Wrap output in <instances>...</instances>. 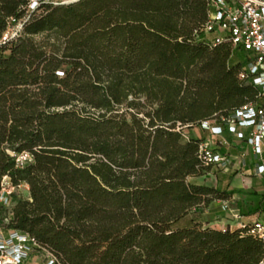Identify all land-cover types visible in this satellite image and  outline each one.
Returning a JSON list of instances; mask_svg holds the SVG:
<instances>
[{"label":"trees","instance_id":"16d2710c","mask_svg":"<svg viewBox=\"0 0 264 264\" xmlns=\"http://www.w3.org/2000/svg\"><path fill=\"white\" fill-rule=\"evenodd\" d=\"M32 1L0 0V185L31 198L9 227L62 264H259L261 239L202 221L234 192L185 138L258 95L249 53L205 32L212 0Z\"/></svg>","mask_w":264,"mask_h":264},{"label":"built area","instance_id":"2783aa9c","mask_svg":"<svg viewBox=\"0 0 264 264\" xmlns=\"http://www.w3.org/2000/svg\"><path fill=\"white\" fill-rule=\"evenodd\" d=\"M81 0H52L54 4H72ZM209 19L205 32L216 34L214 44L230 41L234 48H243L249 53L246 69L239 74L242 83L252 85L258 90L257 99L245 104L229 116L217 117L203 122L199 127L208 132L209 137L199 144L198 157L207 167L221 170L229 169L231 160L217 150L222 137L228 131L236 139L245 141L252 153L261 159L255 165L256 176H264V0H212ZM37 1H32L30 10H35ZM5 34L3 40L12 39L22 29L19 24ZM11 31V32H10ZM180 130V129H179ZM189 133L185 135L188 140ZM18 168L33 161L28 152L13 154ZM245 161L243 165L245 166ZM30 198V186L23 182L14 185L5 177L0 185V264H62L60 259L29 234L21 233L9 227L14 216L13 195ZM223 211L231 225L214 229L245 230L247 235L264 242V220L244 221L241 212L229 202H223ZM259 264H264V258Z\"/></svg>","mask_w":264,"mask_h":264},{"label":"crops","instance_id":"0c3cea01","mask_svg":"<svg viewBox=\"0 0 264 264\" xmlns=\"http://www.w3.org/2000/svg\"><path fill=\"white\" fill-rule=\"evenodd\" d=\"M193 136H204L207 139L210 135L208 132L200 131L196 128L188 131ZM221 143L217 146V150L223 155H226L232 162L229 169L221 170L213 168L212 175L219 176L221 186L217 187L222 191L234 192L233 196L226 200H215L209 204L208 207H204L202 221L210 227L218 225L219 227H225L231 225L235 228L234 221L227 219L226 213L223 211V202H229L233 208L238 209L244 221L250 222L254 219L264 220V214L251 213L260 206L261 199L264 195V176L255 175V165L261 162V159L256 157L251 149L247 146L245 141H240L236 137L225 132L222 137ZM245 161V166L243 165ZM264 161V158H263ZM254 180L257 182L255 183ZM242 182L244 185H249L250 191H239L238 184ZM250 203V205H249ZM252 203V204H251ZM264 205V201H263Z\"/></svg>","mask_w":264,"mask_h":264},{"label":"rangeland","instance_id":"374dc122","mask_svg":"<svg viewBox=\"0 0 264 264\" xmlns=\"http://www.w3.org/2000/svg\"><path fill=\"white\" fill-rule=\"evenodd\" d=\"M13 29H15L14 27H11V31H13ZM10 31V32H11ZM43 38H44V36H38L36 39L38 40V41H40V40H43ZM142 101H144L145 102V100L144 99H142ZM148 106V105H147ZM148 108H150L149 106H148ZM215 174H211V175H208L207 176V178L205 179V180H200V181H202V182H204V183H206L207 185H209V186H214V187H220L221 186V184H220V181H218L219 180V176H216V174H217V172H214ZM254 182L256 183L257 181L256 180H254ZM238 190L239 191H242V192H245V191H250V187H249V185L247 184V185H244L241 181L239 182V184H238ZM252 204V203H251ZM249 205H250V203H249Z\"/></svg>","mask_w":264,"mask_h":264}]
</instances>
